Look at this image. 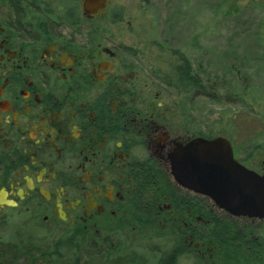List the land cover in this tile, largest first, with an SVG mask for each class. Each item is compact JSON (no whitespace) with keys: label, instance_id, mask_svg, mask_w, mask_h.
Instances as JSON below:
<instances>
[{"label":"flooded vegetation","instance_id":"1","mask_svg":"<svg viewBox=\"0 0 264 264\" xmlns=\"http://www.w3.org/2000/svg\"><path fill=\"white\" fill-rule=\"evenodd\" d=\"M111 2L91 16L82 0H0V228L18 226V243L0 245L7 252L90 238L96 250L138 251L146 264L160 245L142 239L155 240L170 221L190 251L204 222L194 199L208 207L211 198L183 186L172 161L196 138H228L241 163L264 173L253 153L237 157L230 136L197 128L184 54L164 66L160 53L121 35L123 11L97 19ZM221 210L237 227L218 262L264 264V218ZM203 247L202 258H213L215 248Z\"/></svg>","mask_w":264,"mask_h":264},{"label":"rangeland","instance_id":"2","mask_svg":"<svg viewBox=\"0 0 264 264\" xmlns=\"http://www.w3.org/2000/svg\"><path fill=\"white\" fill-rule=\"evenodd\" d=\"M111 1L109 9L97 19H108L112 13L123 11L121 35L136 48L160 53L162 64L165 60L179 62L175 55L184 54L194 71L207 86L212 84L221 98L214 102L208 95L193 94L197 128L209 124L210 129L230 136L237 147V157L253 153L252 166L262 167L264 0ZM182 95H186L185 90ZM17 227L16 223L2 226L0 240L18 243ZM201 256V264H220L218 256ZM150 261L160 264L158 256Z\"/></svg>","mask_w":264,"mask_h":264},{"label":"trees","instance_id":"3","mask_svg":"<svg viewBox=\"0 0 264 264\" xmlns=\"http://www.w3.org/2000/svg\"><path fill=\"white\" fill-rule=\"evenodd\" d=\"M184 68L185 67L179 66L178 69L182 71ZM186 70L187 69H184L183 72ZM191 70L193 71L192 86L195 95L197 93L200 96L208 95V98L211 101L220 102L221 98L216 94V91L213 90L212 84L207 86L203 78L194 71L193 67ZM254 149L252 151H254ZM193 204L195 214H201L204 222H200L199 226L194 228V236L192 238L193 243L190 251H186L189 247L184 241L182 229H180L178 223L176 224L177 226H175L171 221L164 226L165 228L161 229V233L158 235H151L152 238H156L155 240L145 241L149 237L142 239V242H145L146 245H148L149 242L160 245V252H158L155 247H151L150 249V251L157 254L158 263L188 264L192 261L190 264H201L198 257L201 256L199 250H203V245L215 248L214 257L218 256L219 246H221V244L223 245L226 243L228 247L234 245V243L232 244V242H229L228 240L224 241V238H233V232L237 226L231 221V219L223 214L221 208H219L212 199L210 200L208 207L204 205L203 201L197 202L196 199H194ZM202 227H204V230H202ZM92 242L93 241L90 238L84 240V238L80 239L76 237L75 239H65L63 241L65 247H40L38 250L31 251L19 248L17 253H11L10 250L7 252L6 249L0 248V264H15L14 261H20L21 255H24L23 259L27 261V264H115V261H123V264L124 262L125 264H138V251H129V254H118L116 251L108 249L96 250L91 247L90 244ZM100 242L105 243L104 239ZM27 243L35 246L38 242L34 239L32 241H27ZM196 243L200 244L199 249L196 247ZM8 244L10 243L0 240V245ZM133 253L136 255L134 256ZM186 254H188V257H186ZM152 259L153 257L147 256L146 264H149V261ZM186 260L189 262L185 263ZM257 262H259V260Z\"/></svg>","mask_w":264,"mask_h":264},{"label":"water","instance_id":"4","mask_svg":"<svg viewBox=\"0 0 264 264\" xmlns=\"http://www.w3.org/2000/svg\"><path fill=\"white\" fill-rule=\"evenodd\" d=\"M109 3L82 0L83 11L99 14ZM172 172L183 186L210 197L230 214L264 218V173L241 163L228 138L194 139L173 159Z\"/></svg>","mask_w":264,"mask_h":264}]
</instances>
